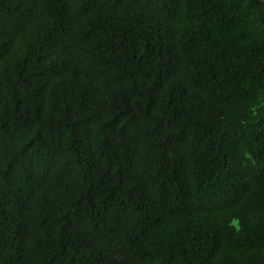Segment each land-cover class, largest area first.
Masks as SVG:
<instances>
[{"label": "trees", "instance_id": "trees-1", "mask_svg": "<svg viewBox=\"0 0 264 264\" xmlns=\"http://www.w3.org/2000/svg\"><path fill=\"white\" fill-rule=\"evenodd\" d=\"M0 264H264V0H0Z\"/></svg>", "mask_w": 264, "mask_h": 264}]
</instances>
